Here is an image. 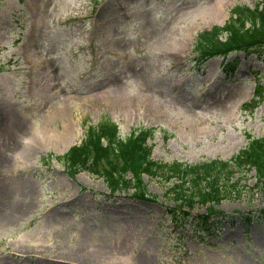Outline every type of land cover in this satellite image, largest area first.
<instances>
[{"label":"rangeland","instance_id":"obj_1","mask_svg":"<svg viewBox=\"0 0 264 264\" xmlns=\"http://www.w3.org/2000/svg\"><path fill=\"white\" fill-rule=\"evenodd\" d=\"M260 2L0 0V264H78L84 254L101 264H264V226H226L200 243L164 217L177 205L174 180L143 177L137 197L113 192L98 169L72 174L65 159L105 123L124 140L146 131L151 158L167 164L228 161L264 142V56L200 64L196 49L236 6ZM245 183L213 207L232 218L262 209L264 169Z\"/></svg>","mask_w":264,"mask_h":264},{"label":"trees","instance_id":"obj_2","mask_svg":"<svg viewBox=\"0 0 264 264\" xmlns=\"http://www.w3.org/2000/svg\"><path fill=\"white\" fill-rule=\"evenodd\" d=\"M196 49L200 64L214 56L226 59L232 53L243 52L248 56L258 52L264 56V0L254 8L236 6L225 26L215 27L199 37ZM237 65L238 57L227 62L224 68L226 79L233 78ZM116 133L115 125L111 123L102 124L97 132L89 131L83 144L65 155L70 172H76L73 168L98 169L113 192L133 190L137 197L144 195V176L163 184L174 180L167 191L173 195L171 198L177 205L167 208L164 216L173 223L176 231H190L204 241L207 236H218L225 225L233 226L236 223L235 218L216 210L213 205L241 195L246 186L241 183L253 169L257 172L259 183L262 181V140L255 141L231 160L187 165L179 162L167 164L152 159L146 131L126 140L118 138ZM206 203L211 205L205 213L193 212L197 204ZM228 217L229 221L225 222ZM241 222L247 228L253 223L264 226V209L243 216Z\"/></svg>","mask_w":264,"mask_h":264},{"label":"bare ground","instance_id":"obj_3","mask_svg":"<svg viewBox=\"0 0 264 264\" xmlns=\"http://www.w3.org/2000/svg\"><path fill=\"white\" fill-rule=\"evenodd\" d=\"M5 204H7V206H6L7 211H9V212H16V211H17V204L11 202L9 199H8V202L5 203ZM6 209H4V210H6ZM7 211H6V212H7ZM21 249L23 250V251H22L23 253H28V249H27V248L23 249V247H22ZM76 262H77L78 264H80V263H82V264H101V263H100L101 261L98 260L97 257H95V256H90V255H86V254L81 255V256L77 259Z\"/></svg>","mask_w":264,"mask_h":264}]
</instances>
